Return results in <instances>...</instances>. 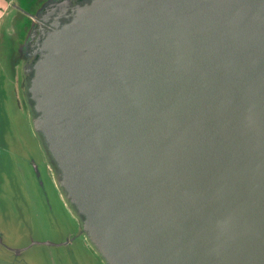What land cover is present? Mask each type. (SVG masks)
<instances>
[{
	"label": "water",
	"instance_id": "1",
	"mask_svg": "<svg viewBox=\"0 0 264 264\" xmlns=\"http://www.w3.org/2000/svg\"><path fill=\"white\" fill-rule=\"evenodd\" d=\"M23 85L105 264H264V0H56Z\"/></svg>",
	"mask_w": 264,
	"mask_h": 264
},
{
	"label": "rangeland",
	"instance_id": "2",
	"mask_svg": "<svg viewBox=\"0 0 264 264\" xmlns=\"http://www.w3.org/2000/svg\"><path fill=\"white\" fill-rule=\"evenodd\" d=\"M17 4L0 20V264H105L63 199L34 130L22 72L30 19L41 8ZM66 236L73 241L63 244Z\"/></svg>",
	"mask_w": 264,
	"mask_h": 264
},
{
	"label": "crops",
	"instance_id": "3",
	"mask_svg": "<svg viewBox=\"0 0 264 264\" xmlns=\"http://www.w3.org/2000/svg\"><path fill=\"white\" fill-rule=\"evenodd\" d=\"M49 1L52 2L54 0H49ZM16 3H19L17 5L22 6V7H40L39 5L36 4V0H19V1L18 0H0V20H1V16L3 12L7 10L9 7L16 6Z\"/></svg>",
	"mask_w": 264,
	"mask_h": 264
},
{
	"label": "flooded vegetation",
	"instance_id": "4",
	"mask_svg": "<svg viewBox=\"0 0 264 264\" xmlns=\"http://www.w3.org/2000/svg\"><path fill=\"white\" fill-rule=\"evenodd\" d=\"M41 8V9H40ZM44 7H38L36 10H33V9H31V8H29V9H31V10H33V11H35V12H37L39 9H40V11L43 9ZM39 11V12H40ZM32 14V13H31ZM30 22H31V24H32V22H33V20H31L30 19ZM32 26V25H31ZM31 28V27H30ZM24 30H25V27L23 28ZM23 78V77H22ZM48 199V198H47ZM44 201L46 200V199H43ZM57 232V230H55V233ZM79 233H81L80 231H79ZM67 236L66 237H61V242L63 243V244H68V243H71L73 240H67Z\"/></svg>",
	"mask_w": 264,
	"mask_h": 264
}]
</instances>
